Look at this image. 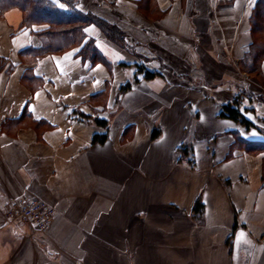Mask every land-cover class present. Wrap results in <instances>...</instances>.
<instances>
[{
	"label": "crops",
	"instance_id": "1",
	"mask_svg": "<svg viewBox=\"0 0 264 264\" xmlns=\"http://www.w3.org/2000/svg\"><path fill=\"white\" fill-rule=\"evenodd\" d=\"M263 1L77 0L132 50L88 25L81 45L38 58L34 33L46 26H22L17 9L0 15V264H264V150L246 145L264 143V110L250 105L264 86L241 96L254 128L219 117L264 37L252 30ZM87 40L93 59L79 54ZM140 64L159 76L142 79ZM193 67L211 78L190 83ZM259 69L264 85V56ZM31 199L54 208L44 233L5 214Z\"/></svg>",
	"mask_w": 264,
	"mask_h": 264
},
{
	"label": "trees",
	"instance_id": "2",
	"mask_svg": "<svg viewBox=\"0 0 264 264\" xmlns=\"http://www.w3.org/2000/svg\"><path fill=\"white\" fill-rule=\"evenodd\" d=\"M11 8H18L22 13V26L26 28H32V26H46V28L37 30L34 33L44 40L41 49L37 51L30 50L33 56L37 58L45 53H58L81 45L82 41L85 39L84 28L88 25L96 26L108 40L119 47L128 51L132 50V47L125 41V36L121 30L91 13L79 11L77 8V0H0V15H3V13ZM261 15L262 13L259 12V10H254L255 22H253L252 28L254 33H257L264 26V19H262ZM256 37L259 38V36ZM256 37H254V41L242 61V68L254 73L258 70L257 63H259L264 56V40H256ZM96 53L91 40H87L79 50L82 59L89 57L93 59ZM4 66L5 61L0 60V72L3 70ZM136 72L140 74L144 80H151L159 76L158 72L149 71L142 64L136 66ZM137 81V78L134 77V82ZM130 87L131 84L126 82L120 87V91H127ZM243 95L248 100L250 99V95L245 90H240V94H237L231 102L222 105L219 117L230 119L245 129L254 128V124L243 114L246 111L245 108H242L241 104V96ZM78 116L82 120L88 119L87 116L82 114ZM93 122L100 126H106L107 124L105 120L96 118L93 119ZM159 132L160 130L158 128H154L151 132V139L157 138ZM106 139V134H95L92 138V143L102 144ZM246 145H248L250 148L248 150L251 152L264 149V143L262 142H248ZM178 152L181 154V159L186 157V162L193 168L194 162L191 157V146L189 144H182L178 148ZM202 207V203L198 199L194 204L193 211L200 216Z\"/></svg>",
	"mask_w": 264,
	"mask_h": 264
},
{
	"label": "built area",
	"instance_id": "3",
	"mask_svg": "<svg viewBox=\"0 0 264 264\" xmlns=\"http://www.w3.org/2000/svg\"><path fill=\"white\" fill-rule=\"evenodd\" d=\"M8 219L23 225H27L36 232H46L54 216V208L47 202L31 199L13 201L6 212Z\"/></svg>",
	"mask_w": 264,
	"mask_h": 264
},
{
	"label": "rangeland",
	"instance_id": "4",
	"mask_svg": "<svg viewBox=\"0 0 264 264\" xmlns=\"http://www.w3.org/2000/svg\"><path fill=\"white\" fill-rule=\"evenodd\" d=\"M11 9H17V10H19L18 8H11ZM21 17H22V13H21ZM257 39L260 40V41H263L264 40V37H262V35L260 34L259 35V38L256 37V40ZM257 64H258V70H257V72L259 71L258 73L257 72H255V73L254 72H249L247 69L242 68V65H243L242 63H241V66L240 67H238V68L235 69V72L236 73H235V76H234V80L235 81H240L241 82L240 84H242V85L245 84V87L240 88L238 90H241V89L242 90H245L246 88H249L250 87V88L254 89L256 92H258V91H260V85L264 86L263 85V81H262V77L260 75L259 63H257ZM149 71H156V70H150L149 69ZM185 71L187 72V76H185L184 78L185 79L186 78L189 79V82L190 83L192 81H194V79H196L197 77H201V76H203L204 78H207L209 76V78H211V76L208 75L205 71L203 73L199 67H193L192 69L187 68ZM207 87L209 88V86H207ZM238 94H240V92H238ZM263 94H264V92H263ZM262 96H264V95H262ZM254 101H255V103L250 104L253 109L254 108L260 109L261 108L262 110H264V99L259 98V100L256 101L255 98H254ZM243 107L247 110L246 104ZM258 115L259 114H256L257 117H258ZM261 119H263V118H261ZM262 161H263V164H262V167H263L262 175L264 176V159Z\"/></svg>",
	"mask_w": 264,
	"mask_h": 264
},
{
	"label": "snow or ice",
	"instance_id": "5",
	"mask_svg": "<svg viewBox=\"0 0 264 264\" xmlns=\"http://www.w3.org/2000/svg\"><path fill=\"white\" fill-rule=\"evenodd\" d=\"M87 31V30H86Z\"/></svg>",
	"mask_w": 264,
	"mask_h": 264
}]
</instances>
